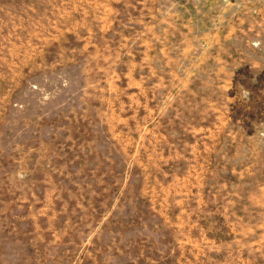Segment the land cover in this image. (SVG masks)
<instances>
[{
    "label": "rangeland",
    "instance_id": "374dc122",
    "mask_svg": "<svg viewBox=\"0 0 264 264\" xmlns=\"http://www.w3.org/2000/svg\"><path fill=\"white\" fill-rule=\"evenodd\" d=\"M0 264H264V0H0Z\"/></svg>",
    "mask_w": 264,
    "mask_h": 264
}]
</instances>
